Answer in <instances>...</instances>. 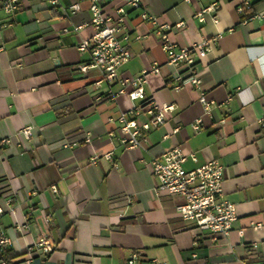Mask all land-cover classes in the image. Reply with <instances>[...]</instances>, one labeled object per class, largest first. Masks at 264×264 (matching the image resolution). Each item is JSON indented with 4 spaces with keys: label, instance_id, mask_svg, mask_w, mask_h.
Here are the masks:
<instances>
[{
    "label": "crops",
    "instance_id": "1",
    "mask_svg": "<svg viewBox=\"0 0 264 264\" xmlns=\"http://www.w3.org/2000/svg\"><path fill=\"white\" fill-rule=\"evenodd\" d=\"M72 1L54 7L20 0L17 13L0 11V231L10 237L14 259L27 264L30 246L42 239L52 249L44 254L36 247L34 264H125L133 252L140 256L136 264H264V0L243 12L237 10L242 0H142L159 23L184 22L169 32L179 47L209 41L195 62L200 88L213 101L209 112L196 87L175 88L156 26L124 0L102 4L104 13L119 6L127 13L123 41L131 56L119 75L135 76L154 61L159 67L146 76L145 99L107 97L118 82L95 84L98 68H78L91 59L78 45L94 27L86 1L63 14ZM212 2L216 11L200 21L197 12ZM163 102L175 107L164 124L146 131V142H120V113L130 118L139 105L134 117L141 123L150 103ZM27 124L28 138L19 132ZM176 145L197 157L184 162L186 169L213 158L223 165V197L237 215L228 236L214 240L183 220L176 210L183 196L158 188L151 159ZM14 219L26 220L28 231L15 233Z\"/></svg>",
    "mask_w": 264,
    "mask_h": 264
},
{
    "label": "built area",
    "instance_id": "2",
    "mask_svg": "<svg viewBox=\"0 0 264 264\" xmlns=\"http://www.w3.org/2000/svg\"><path fill=\"white\" fill-rule=\"evenodd\" d=\"M81 1L88 2L90 10V23L94 27L93 33L82 40L78 48L88 49L91 59L86 64H79L78 68L82 71L90 67H96L101 72V77L95 81L98 84L102 80L112 82L116 80L119 84L116 90L109 88L106 96L115 98L117 95L126 93L132 100L145 99L143 85L146 82V76L149 72L158 70V62L154 61L148 69H143L135 76H121L118 68L127 61L131 56L128 45L123 41L127 38L128 20L126 10L122 7H116L113 14L104 13L102 4L104 0H74L66 7H63V14L68 12L75 13L80 9ZM48 2L58 7L61 5L60 0H48ZM125 4L134 9H140L139 16L142 20L149 21L156 26V32L161 37V48L166 53V63L174 67L172 78L177 80L175 88L184 83H190L199 91L198 100L206 112L211 109L213 101L206 97L205 91L200 88L201 79L195 71V62L197 58L206 55L208 50V40L202 39L191 42L188 46L179 47L169 37V32L173 29H180L184 26L183 21L173 24L159 23L154 14H152L143 3L142 0H124ZM253 0H242L237 6L239 12L247 11L252 8ZM217 2H212L197 12L200 21L205 20V14L216 11ZM68 9V11H67ZM21 10L20 0H0V11L6 14H15ZM213 18L216 15H212ZM245 21V20H244ZM82 24L72 27L77 31ZM68 27H64L63 31H69ZM144 36V35H143ZM139 36L138 37H143ZM174 103L163 102L160 104L150 103L147 109L148 118L144 122H137L135 114L139 110V105H133L129 110L130 118L124 113H120L117 119L120 122V142L126 147L141 146L147 140L146 131L152 127L164 124L166 114L174 109ZM199 121L193 123L195 129L199 128ZM20 134L28 138L32 133V124H27L19 130ZM83 138L88 141L89 136L86 134ZM6 142H10L6 139ZM73 140H62L63 145H68ZM112 151L106 153L108 159L113 162ZM95 158V157H93ZM197 161L196 155L191 152L185 154L179 146H173L166 150L159 158L151 159V172L158 181V188L164 189L172 194L183 196V201L176 206L179 216L186 221L192 222L200 230L211 234L212 239L217 240L219 236H228L231 230V223L236 219V209L233 202L223 197V175L224 168L219 160L213 158L196 166L186 169L184 162L187 159ZM53 191L56 188L53 187ZM35 194L31 191L28 196ZM10 201V200H9ZM11 207V206H10ZM4 212V208L0 204V216ZM9 213L14 216V210L9 208ZM48 215L43 211L44 220L47 221ZM29 225L27 221L18 222L14 219L13 231L23 234L28 231ZM10 237L0 231V264H7L1 255L8 248ZM45 240L39 239L29 248L25 262L32 263V254L35 253L36 247H41L42 253L46 254L51 251ZM34 251V252H33ZM139 254L133 252L127 258L125 264H136ZM13 264H19L17 259L10 260ZM156 264H159L155 261Z\"/></svg>",
    "mask_w": 264,
    "mask_h": 264
},
{
    "label": "trees",
    "instance_id": "3",
    "mask_svg": "<svg viewBox=\"0 0 264 264\" xmlns=\"http://www.w3.org/2000/svg\"><path fill=\"white\" fill-rule=\"evenodd\" d=\"M18 255L13 254L10 249H6L5 252L1 255L5 260H7V264H13L10 260L16 258Z\"/></svg>",
    "mask_w": 264,
    "mask_h": 264
}]
</instances>
